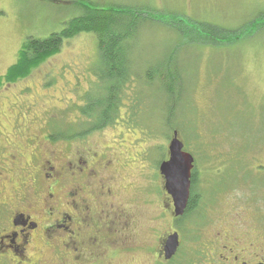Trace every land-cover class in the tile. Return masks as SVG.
I'll list each match as a JSON object with an SVG mask.
<instances>
[{
    "label": "rangeland",
    "instance_id": "1",
    "mask_svg": "<svg viewBox=\"0 0 264 264\" xmlns=\"http://www.w3.org/2000/svg\"><path fill=\"white\" fill-rule=\"evenodd\" d=\"M80 4L100 11L138 9L136 16H148L138 18L137 32L124 43L134 80L122 90L115 125L70 144L46 139L48 133L79 132L82 99L101 94L94 76L96 39L80 34L25 78L0 86L2 132L11 135V142L36 136L52 142L47 148L62 147L66 167L75 147L105 150L116 181L111 186L123 188L134 208L135 242L142 245L115 264H154L159 238L174 230L158 170L168 158L173 131L194 159L202 198L184 221L187 231L180 229L185 244L177 264L189 252L190 240L203 242L229 224L252 232L264 229V0H0V79L27 38L43 40L59 32L82 14ZM160 74L172 85L169 97L160 89ZM14 124L23 126L22 136ZM46 257L43 264L62 261Z\"/></svg>",
    "mask_w": 264,
    "mask_h": 264
},
{
    "label": "flooded vegetation",
    "instance_id": "2",
    "mask_svg": "<svg viewBox=\"0 0 264 264\" xmlns=\"http://www.w3.org/2000/svg\"><path fill=\"white\" fill-rule=\"evenodd\" d=\"M13 127L22 136L23 126ZM2 128L0 121V264H43L48 255L62 260L60 264H115L127 251L142 249L135 242L134 208L128 206L123 188L111 186L116 181L105 150L95 153L88 146L75 147L66 167L63 148L47 147L52 142L62 145L79 140L75 134L68 140L48 133L46 139L52 142H41L36 136L27 142H11V135ZM105 172L111 176H102ZM191 181L192 173L188 202ZM197 190L193 198L199 207L202 198ZM185 216L186 209L181 217L173 216L174 230L159 238L154 264H177L185 244L179 223ZM174 233L178 248L165 260L163 246ZM189 245L179 264H264V229L252 232L229 224L228 229L218 230L203 242L190 240ZM192 250L198 256L194 260Z\"/></svg>",
    "mask_w": 264,
    "mask_h": 264
},
{
    "label": "trees",
    "instance_id": "3",
    "mask_svg": "<svg viewBox=\"0 0 264 264\" xmlns=\"http://www.w3.org/2000/svg\"><path fill=\"white\" fill-rule=\"evenodd\" d=\"M92 6L91 4H89ZM82 10L80 16L72 18L67 25L57 33H52L48 38L39 40L27 38L22 44L18 59L0 79V86L11 84L18 79L25 78L30 71L40 65L42 62L57 54L64 41L72 39L80 34H91L96 39L98 48V65L94 76L98 82V88L101 91L100 96L87 97L82 99L79 112V118L84 120L79 132L72 131L70 134L55 133L54 138L62 137L65 140L71 139L72 135L80 139L85 138L94 132L101 131L107 127L115 125L114 122L120 115V104L122 90H129L133 83V76L128 73L127 63L124 59V44L134 33L137 32L140 25L139 17L147 20L144 13L136 16L138 9L111 6L109 11H100L96 8L91 9L87 5L80 4ZM111 9V10H110ZM128 9V10H126ZM127 11H132L129 14ZM146 13V11H145ZM146 84L151 85L153 76L146 73ZM160 89L163 94L169 97L171 95V84L164 75H159ZM171 101V98L168 99ZM171 111V109H170ZM165 122V119H164ZM171 120H166L167 128L171 127ZM175 126H172L173 129ZM76 132V133H75ZM197 170L192 171L191 190L192 196L186 207V216L179 223L183 226L187 218L194 210L198 208L196 199L193 196L198 188ZM184 227V226H183Z\"/></svg>",
    "mask_w": 264,
    "mask_h": 264
},
{
    "label": "water",
    "instance_id": "4",
    "mask_svg": "<svg viewBox=\"0 0 264 264\" xmlns=\"http://www.w3.org/2000/svg\"><path fill=\"white\" fill-rule=\"evenodd\" d=\"M168 158L159 165V173L164 180V191L170 197L173 213L181 217L187 207L190 190V178L194 168L193 157L184 151L178 133L172 132L167 147ZM178 248V235H170L163 246L164 259L169 260Z\"/></svg>",
    "mask_w": 264,
    "mask_h": 264
}]
</instances>
